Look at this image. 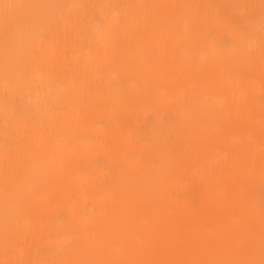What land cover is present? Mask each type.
Listing matches in <instances>:
<instances>
[{"label": "rangeland", "instance_id": "1", "mask_svg": "<svg viewBox=\"0 0 264 264\" xmlns=\"http://www.w3.org/2000/svg\"><path fill=\"white\" fill-rule=\"evenodd\" d=\"M12 1L0 0V264L264 262L263 157L250 143H264V38L253 28L258 21L263 26L264 0H139L143 14L135 28L90 85L70 60L75 45L79 51L88 45L82 40L88 19L100 28L105 13L131 15L138 0H43L41 10L22 15L4 11ZM168 7L169 17L158 14ZM81 9L85 35L79 32L74 42V31H66L63 63L49 72L38 41L60 31L61 15L79 22ZM168 19L177 39L170 50L161 31ZM236 31L246 44L233 55ZM210 39L218 52L208 48ZM235 62L260 83L261 94L252 96L249 88L243 94L252 109H234L241 98L229 69ZM232 133L236 145L228 144ZM60 136L70 149L54 147ZM216 152L226 154L223 173L236 156L241 162L237 174L222 179L221 195L193 172L194 166L207 170ZM186 164L185 209L175 212L170 186ZM197 213L204 224L201 250ZM228 219L239 222L237 231ZM239 236L252 240L234 253L226 240Z\"/></svg>", "mask_w": 264, "mask_h": 264}, {"label": "bare ground", "instance_id": "2", "mask_svg": "<svg viewBox=\"0 0 264 264\" xmlns=\"http://www.w3.org/2000/svg\"><path fill=\"white\" fill-rule=\"evenodd\" d=\"M42 1L43 0H13L9 4V7L6 8V10H4V11L9 13L10 10L12 9L13 15H22L24 13L27 14L31 10L39 11L42 9V7H41ZM74 1H72V2H74ZM168 1L174 2L175 0H168ZM78 2H75L76 5H78L80 3V2L79 3ZM137 5L139 8L138 11H135L136 9H134V11H133V8H132V11H133V13H132L131 9H130V12L132 13L131 15H129V11H125V12L123 11V13L115 14V13H113L114 9L112 12L110 10L109 11L110 13H108V14L105 13L104 14L105 16H103V19L106 18V20L104 21L102 19V21L104 23H102L103 26L100 28L99 27L96 28L95 25L92 23L93 21L90 22L89 19H88L89 22L86 20L88 23H86L85 21H82L85 19L84 17L86 15L85 11L82 9H81V14H80L81 20L79 18V22H77L73 18H69L66 15L65 16L61 15L63 17L60 16V20H59L60 23H58L59 21L57 20V24L61 25V26H59L60 31L57 32V30H56L57 34L56 35L54 34V36H50V38L45 40V41H41V40L38 41V45H40L43 49V51L41 50L42 54L41 53L39 54L40 59H41L40 61L43 62L42 66L45 65V69L48 68L49 69L48 71L50 72V70H54L53 69L55 67L54 65L63 63V56H65V54L63 55V51H65V47H66V43H67V41L65 40V37H67L66 31L68 33H69V29L74 31V33H73L74 36L72 39H70V41L73 40L75 42V40L77 41V39H79L81 37L80 36L81 33L85 35V33H83L81 31L83 28H85L83 25L85 22L88 25L89 33H88V36L83 37L82 40L84 38H86V39H84V42H85V40H88V45L86 46V49L79 51L75 45L76 43L73 44V45H75V47H73L71 50L70 60L73 63L77 64L78 66H81V69L84 72L83 82L90 85L89 83L91 81L95 80V76L99 75V73L101 71L100 67L102 66V68H103L106 65L107 59L111 55H113L114 52H117L120 50V47H121V41L120 40L121 39L125 40L128 37V33H131L132 30L135 28V24H136L135 19L138 17L137 16L138 12L140 14H143L142 11H140L139 0H138ZM137 5H136V8H137ZM68 7H70V6H68ZM171 12L172 11L169 10V7H168V8L162 9L161 11H158V14L162 17H169L171 15ZM59 14L60 13H58V16H59ZM32 15H35V13H32ZM261 15L260 16L263 20L261 18H260V20L263 21L261 23L263 26L261 27V25H260L257 27V24L260 21L255 23L254 27H253V25H251V26L254 28V30H256V32H258L259 37L262 39V38H264V12ZM256 20H259V19H256ZM224 21H225V23H227L228 22L227 18L226 19L224 18ZM99 26H101V25H99ZM57 27H58V25H57ZM88 28H87V30H88ZM174 28H175V24L173 23L172 20L168 19L166 24L163 26V28L161 30L165 36V40H166V38H168L171 41V43L169 45L167 44L169 47V50L173 47V44L177 40L174 38V34H173ZM79 32H81V33H79ZM239 35H240V32L236 31V34H235L236 42L234 43V48L231 51L232 54L234 52L238 53V52L242 51L245 44H246V42H244L243 38H241V39L239 38ZM249 36H251V35H249ZM252 37H253V35H252ZM256 37L254 36V38H256ZM245 40L248 41L247 38ZM249 40H251V38ZM70 41L68 42L69 44L73 43V41L72 42H70ZM86 44H87V42H86ZM207 46L212 52H218L219 51L217 44L212 39H210L208 41ZM164 48H165L164 45H161V49L163 50ZM226 52H227V50L225 49V51H223V54H225ZM233 55H235V54H233ZM262 58H263V55L260 56V60H262ZM188 59H190V58H188ZM188 59H184L183 61L186 62V60H188ZM238 64L239 63L235 62L233 65H231L229 67V69L232 71V73L234 75V83L237 85L236 86L237 87L236 93L238 96L241 95V98H237L235 100L234 109H252L253 107L250 108L248 105L245 106L246 104H244L243 94L246 92L247 88H249L251 91H254V92H251L252 96L261 94L260 93L261 90H259V86H258L260 83L257 81V78L255 77V75H246L245 73L241 74L240 72H238V68H237ZM262 65L264 66V59H263ZM191 74H192V72H191ZM193 74H192V78L194 77V80L196 81L197 77H199V75H198L199 73L195 72L194 76H193ZM192 78L190 76V79H192ZM87 82H89V83H87ZM190 83H192L191 80H190ZM214 86H216V85H214ZM214 86H213V88H215ZM180 90L185 91V89H182V88ZM162 92H163V90H162ZM164 93H165V91H164ZM224 109H226V108H224ZM78 114H79V111L77 109H75L74 112H71V116L74 120L76 119V116H78ZM85 123H87V122L85 121ZM87 127H88L87 125L81 126L82 129H86ZM133 135H134L133 131H129V133L126 135V142L127 143H130ZM97 140L98 139H96V141ZM68 142L72 145L79 144V141H77L76 139H73V138H69ZM236 142H237V135H236V133H232L228 138V144L229 145H236ZM250 143H251V145L254 144L253 150L258 151L259 154L261 155V157H263L262 163H263V167H264V143L263 144H261V142H256V143L250 142ZM54 147L58 150V152H63V151L70 149L69 146H67V147L65 146V143H64V140L62 137L58 138L54 142ZM208 156H209V154H207V157ZM0 158H1V155H0ZM225 159H226V154L216 152L215 154L210 155L209 159L206 160V162L208 164L207 170H203L201 168V166H194V168H193V172H197V173H195V174H197V176L203 177L206 179L205 188L209 187V188H213L217 191H220V193L218 195L223 194V191L221 190V189H223L222 188V179L230 180L229 178L231 175L238 173L237 172L238 165H240V163H241L240 160L238 159V156H236V158H233V160L228 162V169H229L228 173H223V170L221 168V164H222L221 162ZM253 163H254L253 161H250L248 164H246L244 166V169H246L247 172L250 171V167L253 165ZM187 166L188 165L186 164L185 167H184V165H182L180 168H178L177 174L174 176V179L171 182V186H170V192L172 194L171 200H172L175 212L178 208H181L183 210L185 209V202L183 200L184 199L183 193H184V190L187 186V178L190 177V173L186 169ZM4 178H5V175H4L3 179ZM2 181L4 182L5 179L2 180V177H0V182H2ZM231 190L233 192H236L239 190L237 182H235L234 187ZM250 208H251V205H250ZM175 212L172 215H169V221H168L169 224H173L175 222V220L177 218V213H175ZM20 223H21V226H23V227H27L29 225V222L26 218L21 220ZM247 223H249L248 219L244 218L241 220V224L243 226H246ZM226 224L232 226L236 231L239 229V222L238 221H232V219H228V220H226ZM38 225H40V222H38ZM246 228H248V227H246ZM194 231H195V233H198L200 235L199 237H197L195 234V238L198 241H200L199 244L197 245V248L199 250H201L203 247H205V245H204L205 235L200 233V231L204 232V224L201 222L200 213H197V222L194 224ZM35 235L37 237H40L41 233L37 232ZM180 238L182 239V237H180ZM195 238L189 237V241H195ZM63 240L64 239H62V241ZM251 240H252V238L249 236H245V237L239 236L238 238L234 237V239L228 237V240H226V242L229 245H232L231 246L232 251L234 253H236L240 250V245H242L244 242L251 241ZM223 245H227V244L224 243ZM16 251L18 254H21V251L19 249ZM253 264H264V262L253 263Z\"/></svg>", "mask_w": 264, "mask_h": 264}]
</instances>
